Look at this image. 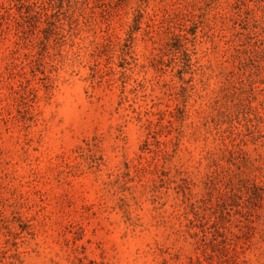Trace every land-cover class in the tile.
<instances>
[{"label": "rangeland", "instance_id": "374dc122", "mask_svg": "<svg viewBox=\"0 0 264 264\" xmlns=\"http://www.w3.org/2000/svg\"><path fill=\"white\" fill-rule=\"evenodd\" d=\"M28 4L0 0V264H264V0Z\"/></svg>", "mask_w": 264, "mask_h": 264}, {"label": "trees", "instance_id": "16d2710c", "mask_svg": "<svg viewBox=\"0 0 264 264\" xmlns=\"http://www.w3.org/2000/svg\"><path fill=\"white\" fill-rule=\"evenodd\" d=\"M27 1H29L27 8L29 9V11H33L35 13V16H34L35 20H38V22H41V21L50 22L54 16V10L58 7V5H62L65 0H61L60 3H56L55 0H27ZM66 1H67L68 8H70L72 3H76V2L81 1V0H66ZM64 14H65V16H68L67 11H64ZM55 28L60 30L61 25H56ZM45 31L51 32L50 29H45ZM43 32H44V29H43ZM182 37H183L182 34H177L175 39H172L168 43V45L172 46L176 49H178V48L182 49L183 53L187 52V47H185L183 45V43H181V41H180ZM46 38H48L47 39V41H48V40H50L51 37H47L45 34V39ZM38 39L42 40L43 38L38 36ZM247 179H248V177H238L237 181H246ZM244 188L246 189V191L249 190V187L246 185H244ZM246 206L249 208L248 205H246Z\"/></svg>", "mask_w": 264, "mask_h": 264}]
</instances>
